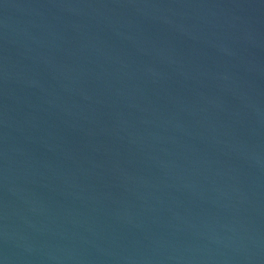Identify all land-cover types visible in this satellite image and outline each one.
<instances>
[{
    "label": "water",
    "instance_id": "obj_1",
    "mask_svg": "<svg viewBox=\"0 0 264 264\" xmlns=\"http://www.w3.org/2000/svg\"><path fill=\"white\" fill-rule=\"evenodd\" d=\"M0 264H264V0H0Z\"/></svg>",
    "mask_w": 264,
    "mask_h": 264
}]
</instances>
